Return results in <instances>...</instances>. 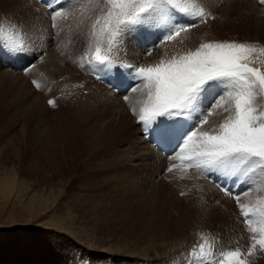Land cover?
<instances>
[{"label":"rangeland","instance_id":"rangeland-1","mask_svg":"<svg viewBox=\"0 0 264 264\" xmlns=\"http://www.w3.org/2000/svg\"><path fill=\"white\" fill-rule=\"evenodd\" d=\"M250 1L252 3H247L243 6L234 3L230 4L228 10L230 13L232 11L235 12V14L234 12L231 13L234 17L237 16L242 19H259V15L261 18L262 13L253 6L256 4L263 5L264 3H259V0ZM95 2L101 5V2H105V0H91L87 6L96 5L97 3ZM250 4H252V6ZM48 9V7L45 9L47 14L44 17L45 24L42 22V24L37 25L40 27L46 25L47 30H51L54 27L57 32L62 34V32H60L62 31L61 28H63V30L65 28L60 27L63 24L60 21L63 19H61L59 15L56 16L55 21L58 23L60 22L59 24L52 20V16L59 11L50 10L51 14H49ZM3 10H5L4 1L1 0L0 15ZM200 10L202 11L199 7V9L196 10L198 13L196 14L195 12V15L193 12L192 15H189L187 12H182L187 17L185 21H183V26L198 25L192 24V22L201 18L199 16ZM253 10L256 11L254 12ZM262 10L264 11V7ZM251 12H254V15L251 14ZM214 14H217V16L211 15L207 18L206 15H204L203 18H206V20L201 23H207L209 21L210 24H212L222 20V16L219 12H215ZM156 16L155 13L152 17L151 14L146 16V19L140 25L143 27L145 26V30H142L140 26H137L138 28H135V26L128 28L124 34V40L118 37L116 46L115 44L113 45V41L111 46L109 44V40L111 39L110 28H106L99 34L89 37L86 41L72 37L69 39L68 43L64 45L61 44L64 40V34L59 35L60 40L54 47L58 51L61 50V53H58L67 58V61L62 62V64L60 63L63 65L61 68L65 69L68 64L75 63V67H78V65L81 66V72L89 73L92 64L88 63L85 65V63L89 59L91 53H94L95 49L93 48H96L98 45L101 48V54H107L108 57L111 56L119 63H123L122 65H129L130 63L136 64V68H138L155 67L165 58L166 59L163 61L164 63L167 59L178 58L189 51L195 50L199 46L198 44L204 41H218L213 40V37L203 40L195 38L196 46L194 47L189 42V39L196 37V34L192 33L190 31L191 29H189L190 33L182 36V40L175 36L176 39L174 37V39L164 43L162 42L155 47L158 39L157 36L167 32L165 30L162 31V29H164L162 25H157L159 20ZM23 20V25L21 26L22 31L20 33L25 32L22 34L23 37L21 38L25 41L21 40V42L22 44L28 45H20V47L25 46L27 48L26 50L31 48L34 52L40 41V36L38 32H34L39 37L33 40L31 38L30 20ZM26 22H29V24ZM53 24L55 26H53ZM152 26H154V29L152 32H149V28H152ZM188 26L187 30L184 32L188 31ZM135 32H138V34L135 35ZM203 34L204 33H202L201 36H203ZM0 38V48L4 51L3 57H6L4 59L0 58L1 63L5 65L8 63L11 64L8 60L9 55H15V50L12 49L9 43L4 42L3 35H0ZM31 39L34 42H32ZM37 39L39 41H37ZM116 39L114 42L117 41ZM28 40L33 44L30 43L29 45ZM48 42H50L48 45V53L55 54L57 50L54 47V52L53 49L51 50L53 41L49 40ZM6 46L8 47V51ZM256 46L259 48V55L256 56V58L264 62V51H261V49H264V41L260 40ZM67 47L71 50H68ZM26 50L24 52H26ZM42 55L43 54H40V56ZM75 55L77 59H73L71 62L70 58ZM36 60L35 62L38 63ZM33 62L34 61H32V63ZM29 65L31 66L29 68L27 67V71L24 69L22 70L24 72L16 73L17 75H14L15 73H13V75L10 74V70H8V73L3 69V71L0 70V176H6V178H8L7 184L0 185V264H220V261L224 259L223 253L235 251L237 248L243 253L240 258L245 260L247 264H264V250H261L259 245H257L251 256L247 254V249L251 247V236L253 234L248 232L245 218L241 215L239 205L235 200V197L239 195L241 203L248 207H255L261 202H264V196H258L255 201H252V203L254 202L253 204L250 202H246V204L242 200V197L246 193L240 192L236 196L226 193L223 194L224 192L222 193L217 187L211 186L210 183L208 185L216 190L219 195L214 194L216 198L211 191L212 195H210L208 191L206 194V191L203 192V186L205 185L198 182H205L207 184L206 180L209 179V176L212 175L213 172L189 167L188 162L182 161L179 157H175L173 160L157 158V160H155V165L153 168H150V171L153 174H157L155 178L158 179L157 177H159V179L151 185L145 182L140 184V187H142L143 184L142 188H145L143 191L144 193L146 192V196L142 199L138 197L136 200L137 203H141L142 200H144L143 202L148 204L149 208L145 217L142 216L143 206L136 207V204L133 203L135 206L133 207L130 204H126L127 201L125 197L120 199V208L123 210L128 208L130 211H134V213L120 214L121 222L116 226L117 234H110L113 236H111L112 239L110 235H108L109 238L102 235L105 231V227H100V229L98 227L96 228L98 231H94V233L89 231L86 235H81L76 232L79 227L75 219L63 220L61 218L59 219L58 216L56 217L55 214H51V210L49 209L50 205L47 204L46 198L48 192L52 188L53 192L56 190L58 191V189L49 182L48 154L50 155L49 157H51L50 160H53L55 164L64 161L65 152L62 146L64 147L67 142L64 132L66 130L63 125H61L63 123H61L60 116L57 118L59 114L58 110L62 107L57 108L55 107L56 104H47V101V105L45 104L46 107L44 108V100L42 99L36 100L37 107H34L27 99L30 92L32 96L34 93L40 90L43 91L44 89L43 83H40L42 79L38 80V78L41 77L38 74L35 76V74L32 75L29 73L31 72L30 69L34 67L32 64ZM253 65L254 64H251L250 66L254 67ZM63 69L61 72H63ZM35 72L41 73L39 70L33 71V73ZM86 78L89 79L88 76ZM131 78L132 76H130V79ZM139 82H141L140 79L131 84L132 86L126 89V93H122L120 96L130 94L129 92H132L131 88L136 86ZM37 85H39V87H37ZM259 110L264 111L263 109H258V113L260 112ZM203 111L206 112L207 115L213 113V110ZM184 112H186L188 120L197 117L196 128L199 127L201 129L204 127V130L208 131V122H206L207 124L202 123L205 119L207 120V118L202 116V111L199 109L196 110L195 106L192 105L191 108L184 110ZM130 116L134 117L135 115L131 114ZM222 122L223 121L220 123ZM130 123L133 126H139V128L142 129V134L146 132V127L138 123V117L134 118ZM55 164L53 167L60 168ZM248 165L253 166L251 162L246 165H240V171L244 172V170L248 168ZM169 167L172 168L171 172L168 171ZM263 169L264 168L255 166L254 171L247 172L246 175H249L247 176L248 179H254L249 183L253 187L247 192V195H250L251 192L253 193L258 188L260 193L262 189L260 181L264 179V172L261 173ZM220 172L226 175H232L235 179H238V181L240 180L241 175L238 173L229 172L227 170H222ZM180 176L184 178H180ZM194 186H197L196 189H194ZM147 187L151 189L149 192L146 190ZM58 188L60 190L61 185ZM159 189L162 190L160 191ZM164 193H168L169 198H164ZM181 193H183V195H181ZM198 195L201 199H199ZM198 203H201V207H199L201 214L198 212ZM176 205L180 207V209H176ZM186 207L192 209L185 213L184 218L178 211L183 213L187 210ZM206 208L208 211H203ZM204 213H206L207 216ZM199 215H201V218H199ZM177 219H179L180 225L186 223V232L184 234H179V238L176 236L177 239L175 238V240L177 245L175 247H169L167 245L168 239L164 240L165 242H163V244H160V232L155 229L157 227L162 229L166 221L170 220L173 223L177 222ZM82 220V222H84L86 219L83 218ZM126 226L130 228V231L125 228ZM93 228L95 229L94 226ZM74 229L75 231H73ZM201 245H204L205 252H209L210 254L201 256Z\"/></svg>","mask_w":264,"mask_h":264},{"label":"bare ground","instance_id":"bare-ground-1","mask_svg":"<svg viewBox=\"0 0 264 264\" xmlns=\"http://www.w3.org/2000/svg\"><path fill=\"white\" fill-rule=\"evenodd\" d=\"M3 1L5 10H3L2 14L0 15V33L2 32L0 35H3L5 40L4 42L9 43L11 47L13 43H15L17 49L20 48V45H25L21 42V38L23 37L22 34L25 32L20 33L22 31L21 26L23 25V19L30 20L31 38L34 40V38L40 36V41L37 39L39 42L34 52L31 48L26 50L27 48L25 46L28 45L26 44L24 46V50H15V55H9L8 59L11 64H32L34 67L30 69L31 72L29 73L32 75L35 74V76L38 74L41 77L38 78V80L42 79V82L40 81V83H43V91L40 90L31 96L30 90V95L27 97V99L34 107H37V103L35 101H38V99L44 100V108L47 104H49L50 100L56 104L55 107H62L58 110L59 114L57 115V118L60 116L61 123H63L61 125H63L66 130L64 132L67 142L65 141V146H62L65 152L64 161L55 164L53 160H50L51 157H49L50 155L48 154L50 177L49 182L58 189V191L56 190L53 192L52 188L48 192L46 198L48 202L47 204L50 205L49 209L51 210V214L53 213L56 217L58 216L59 219L61 218L63 220L75 219L78 222L77 225L79 227L76 232L81 235H86L89 231L94 233V231H98L96 228L99 227L100 229V227H105V231L103 230L104 233H102V235L106 238H109L108 235L117 234L116 226L121 222L120 214L134 213V211H130L128 208L125 210L121 209L120 199L125 197V200L127 201L126 204H130L133 207H135L133 203L136 204V207L143 206L144 208L142 216L145 217L149 206L143 202L144 200H142L141 203H137L136 199H138V197L142 199L144 196H146V192L144 193L143 191L145 188H142L143 184L142 187H140L141 183L145 182L151 185L153 182H156V180L159 179V177H157L158 179L155 178L157 174H153L150 171V168H153L155 165V160H157V158L163 160H173L175 157H179L181 155L179 149L182 147V142L186 136L197 129L205 131L204 127L201 129L199 127L196 128L197 117L195 119L188 120L186 112H183V114L179 116H175L174 118H178L182 121L179 129L182 130L183 133L176 150L171 155L164 156L148 142L145 137L146 132H143L142 134V129L139 128V126H133L130 123L134 118L138 117V115H135L134 117L130 115H134V112L139 113V111L148 103L149 89L145 86L146 81L141 80V82L137 83L136 91L126 94L128 99L125 100V95H120H122V93H126V89L128 88L127 85L131 83L135 75V73L133 75H127L124 73L122 68L125 69L126 67H120L111 72V75L114 78V81L111 83L113 85L112 88L93 80L89 73L81 72V66L78 65L76 68L74 65L75 63H71L74 72L71 64H68L67 67L65 66V69L61 68L63 66L61 65L62 62L67 61V58L60 55L58 52L61 53V50L58 51L54 47L60 40L59 35L64 34V40L61 42V44L64 45L67 44L69 39L72 37L86 41L89 37L99 34L101 31L106 29L104 18L106 17L108 11H119V9H115L113 7L114 3L118 2V0H105V2H101V5L95 2L98 4H96L97 6L93 4H91L93 6H87L91 0H68L69 3H67L64 8H60L58 10L60 13L59 16L61 19H63L60 21L63 23V26H59L65 28L64 30L61 28L62 31L60 32H62V34L57 32L54 27L51 30H47L46 25H43V27L38 26L44 22V17L47 14L46 11L43 10L42 6L35 0ZM60 2L65 4L67 1L60 0ZM179 2L189 8V11L187 12L189 15H192V12L194 15L195 12L197 14L198 11L196 10L200 7L207 18H209L211 15L217 16V14L215 15L214 13L219 12V14L222 16V20L212 24H210L208 21L207 23H200L198 25L189 27L187 32H181L178 36H176L178 39L182 40V36H185L191 31L192 33L196 34V37L189 39V42L194 47L196 46L195 38L203 40L205 38L211 39L213 37V40L218 41H235L239 43H245L255 49L253 54L250 56V59L254 61L253 66L260 68L261 71H264V63L257 60L256 58V56L259 55V48L256 45L260 42V40L264 41V11L262 10L264 4H256L253 6L256 7L260 13H262V17H259V13L256 14L259 15V19L252 20L247 17V19H242L240 17L238 18L235 15L237 17L236 18L231 14L234 11L231 10L232 12L230 13L228 10L230 4L234 3L239 4V6H243L244 4L252 3L250 0H179ZM250 5L252 6V4ZM178 12L179 16H172L168 22H162L159 16H156L155 14L159 20L157 25H162V27H164L162 31H167V35L175 28L176 25H184L183 21H185L187 17L179 10ZM254 12H251V14ZM56 16L58 15L55 14V18ZM98 20L100 21L99 23H97ZM26 23L29 24V22ZM56 23L59 24L58 22ZM153 29L154 26H152V28L150 27L149 32H152ZM189 29L191 30L189 31ZM34 32H38L39 36H37ZM202 33H204L203 36H201ZM49 40L53 41L51 50L53 49V52L54 48L57 50L55 54L48 53V45L50 43L48 42ZM29 41L30 40H28V42ZM32 42H29V45ZM203 43H205V41ZM25 50L26 52H24ZM68 50L71 49L68 48ZM40 54L43 55L40 56ZM109 58L113 60L115 65L123 64L119 63L111 56H109ZM73 59H77L76 55L72 56L70 61ZM173 59H167L165 63H168ZM35 60L38 61V63L35 62ZM32 61H34V64ZM87 64L88 60L85 65ZM131 64L132 63L129 65ZM2 69L7 71V73L8 70H10L9 73L12 75L13 73H15L14 75L19 73L13 72L10 68H7L6 65L2 64L0 60V70ZM62 69L63 72H61ZM36 70H39L41 73H33V71ZM87 76L89 79L86 78ZM130 76H132L131 79ZM138 79L139 78L136 80ZM118 88L121 90L120 93L116 92V89ZM230 88L231 86L227 82L210 83L199 93L198 97L193 103L195 109L202 111V116L207 118L208 124H206L208 125L209 132L218 128L220 122L230 114L224 110L225 107H230L229 105L223 104L217 107L214 104V101L217 99V97L221 95H224L226 99V93L228 90H230ZM47 101L48 103L46 104ZM256 107L257 109L264 110V95L257 97ZM203 110H213V113L207 115ZM166 119H173V117H166ZM156 122H154L152 125H154ZM54 164L60 168L53 167ZM263 172L264 169L263 171L261 170V173ZM217 176H220L221 180H226V182L232 180H234V182H236V180L238 181V179H235V177L232 175H226L220 171H216L209 176L208 180H206L207 184L205 182H198L202 185H205L203 188L207 190L201 188L203 189V192L206 191L207 194L208 191L210 195H212V193L213 195H219L216 190L208 185L210 183L211 186L220 187L222 181H216L215 178ZM182 177L180 176V178ZM7 182L8 178H6V176H0V185H5ZM60 185L61 189L59 190L58 187ZM260 185L262 187L260 193L258 188L253 193L251 192L250 195H247V193L244 194L242 200L245 203L250 202L253 204L254 202L252 203V201H255L258 196H264V179L263 181L261 179ZM196 187L194 186V189H196ZM146 190L149 192L151 189L150 187H147ZM164 198H169L168 193H164ZM199 199L201 198L199 197ZM200 204L201 203L197 204L199 213L201 211H199V207H201ZM175 208L180 209V207L177 205ZM186 209L187 210H185L183 213L178 211L182 216H184V218L185 213L187 211H191L192 208L189 209L186 207ZM206 210L207 208L203 211L206 212ZM83 218L86 219L84 222H82ZM199 218H201V215H199ZM92 225L95 227V229ZM125 228L130 231V228H127V226ZM186 228V223L180 225L179 219H177V222L173 223L168 220L164 223L162 229L157 227L155 230L160 232V244H163V242H165L164 240L168 239L169 241L167 242V245L169 247H175L177 245L175 240L176 236L178 237L179 234H184L186 232ZM73 231H75V229ZM112 235H110V237Z\"/></svg>","mask_w":264,"mask_h":264},{"label":"snow or ice","instance_id":"snow-or-ice-1","mask_svg":"<svg viewBox=\"0 0 264 264\" xmlns=\"http://www.w3.org/2000/svg\"><path fill=\"white\" fill-rule=\"evenodd\" d=\"M261 2L264 3V0ZM113 7L119 11L110 10L104 18L105 27L111 29L110 46L117 37L124 40L126 30L141 24L148 14L155 13L162 22H168L175 10L184 13L189 11L179 0H118ZM199 16L202 22L204 13L201 11ZM52 20L55 21V15ZM186 30V27L176 25L166 40L170 41ZM12 49L24 50V47L17 49L13 43ZM254 51L251 46L235 41L205 42L168 63L161 61L155 67L135 68L134 79L146 81L145 86L149 89L148 103L139 113L134 112V115H138V123L148 129L161 117L179 116L192 107L207 85L227 82L231 88L226 93V99L221 95L214 104L217 107L229 105L224 110L230 114L211 132L197 129L188 134L179 149V159L187 161L189 167L209 172H239L240 165L250 162L253 166L244 170L245 175L254 171L255 166L264 168V111L258 113L256 107L257 97L264 95V71L250 66L254 63L250 59ZM88 63L103 66L110 71L131 67L115 65L111 58L101 54L99 45L89 57ZM131 91L135 92L136 86ZM124 99L128 97L125 95ZM52 103L50 100L49 104ZM206 122V119L202 121ZM168 171L171 172L172 168L169 167ZM235 200L245 218L248 232L253 234L251 247L247 249V254L251 256L257 245L264 250V202L248 207L240 202L239 195ZM208 254L204 245H201L200 255ZM242 255L239 248L225 252L220 264H247L240 258Z\"/></svg>","mask_w":264,"mask_h":264}]
</instances>
